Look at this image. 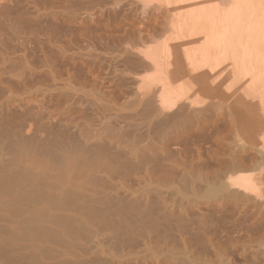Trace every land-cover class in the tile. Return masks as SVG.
<instances>
[{"label":"rangeland","instance_id":"rangeland-1","mask_svg":"<svg viewBox=\"0 0 264 264\" xmlns=\"http://www.w3.org/2000/svg\"><path fill=\"white\" fill-rule=\"evenodd\" d=\"M159 1L0 0V164L14 163L18 160L21 149L18 146H23L27 140L28 146L31 144V149L39 146V151L43 150V144L46 143L45 146L48 148L42 151L44 153L46 149L54 148L51 146H55V141L74 138L75 134L78 137L79 126L86 131L93 128L91 132L96 134L95 138L99 136L97 142L94 138L95 143L99 142L100 135L103 133V138L100 139L103 144L100 142L99 144L106 145L108 150L111 147L112 151L109 150L111 155L115 153L113 156L119 158L120 166L125 168L123 170L129 171V173L126 172L127 175L124 178L130 175L129 178L125 179L126 182L123 177L121 178L124 183L119 178H115L116 181L113 180L115 183L112 182L118 185L123 183L122 189L119 186L120 190L116 194L118 198L119 194L123 195L125 189H128L127 193L125 192L123 195L125 197L120 196L121 199L119 198L121 200L120 205L123 207L122 210L124 209L121 211L122 213L116 211V205L113 208L95 206L97 211L108 214L109 226L104 227L102 223L96 220L90 221L86 227L81 219H78L76 224L83 226L82 236L81 233L74 231L71 233L65 230V235H63L64 229L61 231L62 234L57 231L55 235L46 239L47 242L43 244L38 253L25 250V257H22L26 262L25 264H117L118 259L124 256L126 258L123 259L122 264H143L142 261L152 264L146 258H151L150 255L157 249V246L168 245L184 251V243L188 240L192 243H186V246L190 245L186 249L189 252L193 251L189 253L186 250L187 252L184 251L185 253L181 252V254L180 251L177 252L178 250H176L177 259L174 256L172 261L170 258V261L167 260L168 263L165 264H263L264 184L261 185L262 187L259 185L261 188L257 186V193L247 194L250 199L252 197V202L248 198V201L244 198L246 193L242 191L238 192L237 190L238 195L235 193L236 189H231L232 191L227 189V195L225 191L213 193V188H219L220 183L226 185L225 173H229L234 166L239 167L240 164L249 171H243L247 175L254 178H264V136L259 135L257 143H249L238 135L239 132L235 130L236 128H231L229 120L233 119L232 109L239 104L242 105L246 97L242 95V90L240 91L239 82L232 81V75L229 72L228 74L227 71L226 73H217L214 77L207 79L210 85H207V81L205 84L204 81L197 82L194 77L178 80L175 82L176 84L174 83V87H178L176 89L181 87L180 90H184L182 95V101H184L179 103L180 108H178L179 104L173 107L175 109L159 108L161 86L157 81H147L148 79L151 80L154 72L146 67L149 61L146 60L145 54L149 53V49L150 52L161 49L163 43L168 40L165 37L168 35L170 38L173 35V33L170 35L171 31H169L170 33L165 31L168 26H163L164 23H173L178 15L184 16V10L187 8L190 10H185L186 13H190L189 15L192 17L193 11L197 7V5H190L176 9L170 0L161 1L162 3ZM221 2L223 3V5L220 4L221 7L223 6L222 9L228 10L226 8L231 7L229 0H221ZM191 8H193L192 14ZM196 10L198 11L199 8L197 7ZM188 11L190 12L188 13ZM194 13L196 12L194 11ZM197 13L199 14V12ZM197 13L196 15H198ZM166 19L169 21L166 22ZM169 23L167 25L170 26L172 23ZM159 30L161 31L159 32ZM161 33L164 35H160ZM153 34L156 38H160L159 42L157 39H153L155 38ZM150 40L152 41L150 42ZM157 42L162 45L158 44L152 48L151 44L154 45ZM143 44L147 46L145 47ZM192 47L194 45L188 46L186 49ZM186 49L185 47H174L172 53L174 55L176 53L182 54L180 57L184 60L182 51ZM173 54L168 57L170 59L166 58L167 55H162L163 66L166 65L167 60L170 62H167L166 67L176 65L178 55L174 57ZM164 59H167L166 62ZM143 75L145 76L142 77ZM146 81L153 83L150 88H147L150 84L147 85ZM186 81L189 84L191 81L193 85L197 84L203 89L197 85L198 88H196L192 84L189 87ZM143 86L144 89H142ZM189 88H191L192 97L189 96ZM210 89L212 92L208 91ZM185 91L187 92L184 93ZM188 92L189 94H187ZM156 94H159V97ZM153 96H156V100ZM189 100L195 105L191 107ZM184 103H187L186 106H188H184L185 108L182 109ZM148 105L152 107L147 108ZM153 105L155 106L153 107ZM214 106L217 109L214 110ZM195 110H198L200 114L197 112L195 115ZM74 116L75 118L72 119ZM82 116L84 117L82 118ZM207 120L211 123H208ZM125 123L126 125H124ZM124 126L127 127L124 128ZM216 129L217 131H214ZM57 131L62 132L58 133ZM99 131L102 132L99 133ZM236 131L237 133H235ZM56 132L62 137L56 138L57 135L54 134ZM117 136L119 137L117 138ZM44 139L45 141H43ZM39 140L43 141L40 142L43 147L40 146L41 144L39 145ZM116 144L120 146L118 147ZM37 148L36 150H38ZM226 155L234 156V159L231 157V160L230 156L227 157ZM226 157L230 160L227 161ZM235 158H238V161L245 158L242 160H245L246 163L241 162L242 160L237 162ZM233 160H236V163ZM251 162L258 167L254 166L253 168V165H250ZM121 163L127 165L124 166ZM220 163L225 166L222 167L219 165ZM226 164H229L228 166L233 164L234 166H230L228 170L226 168L221 170L227 167ZM246 164L252 167L248 168ZM140 166L144 169L147 168V170L139 168ZM155 166L156 168H154ZM253 169L254 171H252ZM143 171L146 173L144 174ZM205 171H209L208 175L210 176ZM147 172L150 173V176ZM211 174L215 175L211 176ZM109 175L107 176L112 178ZM201 175L202 178H200ZM214 176L218 180L214 179ZM103 177L106 179L105 175L102 174ZM218 177L223 178V180L220 181ZM109 178L108 181L111 182L112 180ZM194 179L200 181L193 184ZM207 180H210L209 183H206ZM185 181L188 183L192 181L190 184L194 189L191 186L193 189L191 190L190 184H185ZM218 183L219 185H217ZM131 193L133 195L135 193V197ZM146 194L151 195L147 197ZM138 195L145 197L140 199ZM241 195H245L242 197L247 202L241 203V199H237ZM117 196L116 200L118 199ZM232 196H237V198L234 197L233 199ZM239 200L241 206L238 204ZM249 202L251 203L249 204ZM246 203L249 205L247 206ZM71 215L73 216L74 213ZM183 229L186 237L183 235ZM93 232H96L98 236L96 246H90L86 242L85 235L89 237ZM188 236H192L193 239L188 238ZM183 238L188 240L185 239L184 242ZM4 244L3 242L0 246L2 251L9 249V245L3 246ZM135 256L140 258L139 261L136 260ZM151 260L153 264H158L155 258L154 260L151 258Z\"/></svg>","mask_w":264,"mask_h":264},{"label":"bare ground","instance_id":"bare-ground-1","mask_svg":"<svg viewBox=\"0 0 264 264\" xmlns=\"http://www.w3.org/2000/svg\"><path fill=\"white\" fill-rule=\"evenodd\" d=\"M157 1H159V0H157ZM161 1L167 2V0H160L159 2H161ZM144 2H146V1H144ZM170 2H171V4L174 5V8H176V9L185 8V7H188L190 5H197L199 10L197 11L196 10L197 7L194 6V7H196V9L194 11L196 13L199 12V14L197 13L198 15H196V13H194V11H193V8H191L192 9L191 14H192V11L194 14L191 17V15H189L190 11H188L189 14L186 13L187 10H190V8H187V10L185 9L186 11L184 10L185 15L184 16L178 15V17L175 18L173 23L170 22V23H172L170 26L167 25L169 22H167L168 19H166L167 24L164 23L163 26L165 25V27L166 26H168V27L165 28V31H168V32L171 31V33L169 32L170 35H172V33H173V35L170 38L167 35V37H165V38H168V40H166V41H165V39H162L165 41L163 43V45L158 43L160 41L159 40L160 38L159 39L156 38L155 35L153 34L154 35L153 37H155L153 39H157V41L158 40L159 41L157 42V44H154V43H153L154 45L151 44V47L156 46L158 44L162 45V46H161V49H159V50H156L155 49L156 47H155L154 50H156V51H152V52H150V49H149V51H148L149 53L145 54L146 60L149 61V64L146 67L148 69L152 70L154 73L151 71L153 73L152 78L150 76L151 80L150 79L147 80L146 78H144V79H146L148 82L157 81L160 83L161 87L160 86L159 87L161 88V95H160V99L158 102L159 108L161 107V108L167 110V108H173L177 104L184 101V100L182 101V95H183L184 90L181 91L180 90L181 87H179V89H176L178 87H174V83L177 82L178 80H180V79L182 80V78L185 79V77H192V78L194 77L197 82L198 81H201V82L204 81V84H205V81H207V79L214 77V75H216L217 73H226V71H227V73L229 72L230 75H232V78H233L232 81L235 80V81L239 82V84L241 86L240 91L242 90V93H243L242 95L246 97V98L244 97L245 99L243 100L244 105L239 104L232 109L233 119L231 121L229 120V122H231V128H236L235 130H237L239 132L238 135L241 136V138H243L247 142L257 143V139H258L257 137L259 135L264 136L263 135L264 134V0H229L230 3L229 2L228 3L231 5V7L226 8L228 10H225L223 8L225 11L222 9L223 6L221 7V5H223L221 0H170ZM152 4H153V2H152ZM161 11H162V8H161ZM177 12H180V11H177ZM181 13H182V10H181ZM167 15H168V13H167ZM160 25H161V23H160ZM160 31L161 30H159V32ZM162 31L164 32L163 27H162ZM162 33L160 35H164ZM166 33H165V36H166ZM155 34L157 35V33H155ZM151 41L152 40H150V42ZM143 43L145 44V42H143ZM144 44H143V46H145ZM193 45H194V47H192L191 49H186V47L193 46ZM174 47H178V48H184L185 47L186 50L182 51L183 56H184V60H182L180 57V55H182V54L176 53V55H178V57H179V58L177 57L178 59L176 58L178 64L176 63V65H174V67H172L173 65L170 67L168 65L166 67V65L168 64L167 62L168 61L170 62V60L166 59L167 60V62H166V60L164 59L166 62V65L163 66L164 61L162 62V60H161V57H163L162 55L163 54L167 55L166 58L170 57V55L173 54L172 49ZM137 51H138V49H137ZM142 55H140V56H142ZM173 55H172V57H173ZM176 55H174V57ZM174 57H173V59H174ZM168 59H170V58H168ZM169 64H171V63H169ZM144 76L145 75H143L142 77H144ZM142 77H140V78H142ZM225 77H226V75H225ZM147 81H146V84L147 85L150 84V85H148L147 88H150V86H152L153 83L152 84L147 83ZM140 82L143 83V81H140ZM208 82H209V80L207 81V83ZM179 83H177V84H179ZM187 83H188V85H187ZM187 83H186L187 86L192 84V86L196 87V85H197V84L193 85V83H191V81H190V84H189V82H187ZM146 84H143V85H146ZM155 84H156V82H155ZM215 84H216V82H215ZM183 85H181V86H183ZM207 85H210V84L208 83ZM178 86H180V84ZM198 87L202 88L201 86H198ZM198 87H196V88H198ZM191 88H189V91ZM142 89H144V86ZM207 89H208V86H207ZM186 90H188V88ZM208 91H211V89ZM159 92H160V90H159ZM186 92L187 91H185L184 93H186ZM191 92L192 91H190L189 96H191ZM152 94H154V93H152ZM187 94H189V92ZM185 96H187V95H185ZM151 97H152V95H151ZM157 97H159V94L157 95ZM184 97H183V99H185ZM195 97H193V98H195ZM238 97H237V99H238ZM153 98H155V100H156V96L155 97L153 96ZM189 99H191V98H189ZM247 99L250 100V102H247L248 101ZM72 100H74V99H72ZM69 101H71V100H69ZM232 101H234V100H232ZM190 102L191 101L189 100V103ZM210 103H211V101H210ZM212 103H213V101H212ZM236 103H237V100H236ZM240 103H241V101H240ZM186 104L183 106L181 105L182 106L181 108L182 109L185 108L184 106H186ZM196 104H197V102H196ZM194 105L191 102V107ZM198 105H199V103H198ZM233 105L234 104L232 102V106ZM154 106L155 105H153V107ZM148 107H150V106L148 105L147 108ZM156 107H158V106H156ZM206 107H207V104H206ZM178 108H180V104H179ZM178 108H177V110H178ZM196 108H198V107H196ZM173 109H175V108H173ZM204 109H205V107H204ZM215 109H217V108L215 107L214 110ZM143 110H145V109L143 108ZM169 110H171V109H169ZM154 112H156V111H154ZM197 112H198V110L197 111L195 110V113L194 112H192V113H194L196 115ZM210 112H212V111L210 110ZM227 112H228V109H227ZM230 112H231V110H230ZM92 113H93V111H92ZM172 113H176V112H172ZM167 114H169V113H167ZM194 114H192V115L194 116ZM198 114H200V113L198 112ZM144 115H146V114H144ZM158 115H159V113L157 114V116ZM203 116H205V115H203ZM83 117L84 116H82V118ZM169 117H170V115H169ZM231 117H232V114H231ZM74 118H75V116L72 117V119H74ZM148 118H149V116H148ZM149 119H151V118H149ZM179 120H181V119H179ZM70 121H72V120H70ZM161 121H163V120H161ZM65 122H67V121H65ZM208 123H211V122L208 121ZM93 124L95 125L96 123H93ZM108 125H111V124H108ZM124 125H126V123ZM210 126L212 127V124ZM126 127L124 126V128H126ZM78 128H79L78 132H77L78 137H77V134H75V137L73 136L74 138L71 137L72 139L71 138L67 139V140L60 139L62 141L58 140L59 142L55 141V143H54L55 146H51L54 148L46 149L44 153L42 151L45 148H48L47 146H45L46 143L43 144L44 145L43 150L41 149L42 151H39V146L34 147L35 149H31L32 148V147H30L31 144H29V146H28V143H27L28 140L26 139L27 144L24 143L23 146L22 145L18 146L19 148H21L19 150V156H18L19 159L18 160L14 161V163L9 162L8 164L7 163L0 164V246H2L3 242L5 243L3 246H5L6 244L9 245L8 250H4V251L0 250V264H25L26 262L22 259L23 256L25 257V253H24L25 250L28 252L31 250L35 253H38L40 251V249L42 248L43 244L47 242L46 239L55 235L57 231L62 234L61 231H63V229H64L63 235L66 234L65 230L67 232L69 231L71 233H72V231H74L77 233H81V236H82L83 235V233H82L83 232V226H79L76 224V221L78 219H81V221L84 223V225H86V227L89 225L90 221H96V220L99 223H102L104 227L109 226L110 221H109L108 214L101 212V211L100 212L97 211V209L95 208L96 205L109 206L111 208H113V206L116 205L117 206V209H116L117 212H119V211L121 212L124 210V209L122 210L123 207L120 205L121 204L120 196H123L124 193L128 189H125L123 195L119 194L120 199L118 198V196L116 194H118V192L120 190L119 186L122 189L121 186L124 183L125 179L129 178L128 176H130V175H128L126 178H124V176L127 175V173H129V171L123 170L125 168L123 166H120L119 158L113 156L115 154L114 152H113L114 154L111 155L112 153L109 151L111 149L110 146H109L110 148L108 150V149H106V147H107L106 145H100L99 144V142L102 143L100 141V139L103 138L102 137L103 133H101L102 131L101 132L99 131V133H101L100 136L102 138L100 137L99 142L95 143L94 138L96 137V134L91 132L93 128L91 130L89 129L90 132H88L89 130L86 131V130L82 129V127L78 126ZM98 128H99V126H98ZM116 128H118V127H116ZM119 128H121V127H119ZM215 128H217V127H215ZM66 129H68V128H66ZM76 129H75V131H76ZM122 130H123V128H122ZM122 130H121V132H122ZM170 130H171V128H170ZM110 131H111V129H110ZM214 131H217V129ZM237 131L235 133H237ZM57 132L54 134L57 135L58 133H61L62 131L58 132V133ZM113 132H111V133H113ZM63 133H62V135H64ZM74 133H72V134H74ZM232 133H234V132H232ZM41 134H43L42 131H41ZM58 136L62 137L61 134H59V135H57V137L56 136L55 137L58 138ZM119 136H117V138ZM63 137L66 139L65 135ZM56 138H55V140H57ZM98 138H99V136L97 138H95L96 142H97ZM261 138L263 139V137H261ZM41 139H42V136H41ZM43 141H45V139ZM43 141L39 140V145L41 144L40 146H42V147H43V145L40 142H43ZM241 141H243V140H241ZM51 142H52V140H51ZM54 144H52V145H54ZM112 144L113 143L111 141V146L113 147ZM245 145L247 146V144H245ZM36 148L38 150H36ZM114 150H115V148H114ZM111 151H112V149H111ZM121 153H122V150H121ZM129 154H130V152H129ZM230 155H228V156L226 155V156L229 157ZM224 156H225V153H224ZM227 157H226V159H227ZM231 157H233V159H234V156H230V159L232 160ZM136 158H138V157H136ZM230 159H227V161ZM235 159L237 160V162H240L242 159H245V158H241V159L239 158L240 159L239 161H238V158H235ZM130 160H132V159H130ZM221 160H222V158H221ZM236 160L235 161L233 160V161L236 163ZM136 161H137V159H136ZM136 161H135V163H136ZM219 161L220 160L218 158V162ZM227 161H225V162L227 163ZM243 161L246 163L245 160H242L241 162H243ZM255 161L256 160H254V162ZM261 162H263V161H261ZM121 164L124 165L123 163H121ZM223 164H225V163H223ZM248 164H249V162H248ZM248 164H246V166ZM251 164H252V162L250 163V165ZM257 164H258V162H257ZM125 165H127V164H125ZM219 165H222V164L220 163ZM228 165L229 164H226V166L228 168L224 167V169L222 168L221 170H225V168L228 170L230 168V166H232L233 164H231L230 166H228ZM235 165H237V164H235ZM240 165H238L239 167H235L233 165L234 167L232 168V170H230L229 173H227L228 176L225 173V175L227 177L226 179H224V180H226L225 181L226 185L224 183L219 182L221 184V186L219 188L214 187L213 193H218L221 191L226 192L227 189H230V190L236 189L235 193H237V190H238V192L242 191V192L246 193L245 194L246 196L244 195L245 197L243 195H241L240 198H237V196L236 197L234 196L237 199H241V203L247 202L248 201L247 198L250 201L252 200V197L250 199V197L247 194L251 193V195H252V193L253 194L257 193V188H258L257 186H259V185L261 186L262 184H264V178L263 177L254 178L253 176L251 177V176L247 175L246 172H249V171H247L245 166L243 167ZM252 165H253V168H254V166H256L254 164H252ZM141 166L139 168H141ZM223 166H225V165H222V167ZM220 167H219V169H220ZM247 167L251 168L252 166L249 167V165H248ZM256 167H258V165ZM154 168H156V166ZM200 168H203V167H200ZM141 169L147 170V168L146 169L141 168ZM141 169H140V171H141ZM151 169H152V167H151ZM214 169H215V167H214ZM192 170H193V168H192ZM243 171H246V172L244 173ZM252 171H254V169ZM186 172H188V171H186ZM205 172H207V171H205ZM241 172H243V173H241ZM143 173L145 174L146 172L143 171ZM147 173H149V172H147ZM208 173H209V171L206 174L208 175ZM219 173H221V172H219ZM222 173H223V171H222ZM230 173H232V174L229 175ZM102 174L105 175L107 180L104 177L103 178L105 180L102 178ZM108 174H110L109 176H111L112 178H109L107 176ZM142 174H141V176H143ZM152 174H151V176H152ZM154 174H155V172H154ZM213 175H215V174H211V176H213ZM223 175H224V173H223ZM135 176H137V175H135ZM141 176H140V178H141ZM146 176H148V175L146 174ZM149 176H150V173H149ZM208 176H210V175H208ZM122 177H123L124 181H122V179H121ZM155 177H156V175H155ZM182 177H185V176H182ZM186 177H187V175H186ZM202 177L203 176L201 175L200 178H202ZM221 177H222V175H221ZM221 177H218L220 179V181L223 180V178L221 179ZM108 178L111 179L112 181L110 180L111 182H109ZM115 178H119V180H121V182H123V183L120 185L113 184V183H115V182H113V180ZM187 178H189V177H187ZM210 178L213 179V177H210ZM161 179H162V177H161ZM164 179H165V177H164ZM168 179H169V177H168ZM181 179L184 180L185 178H181ZM199 179L198 180L194 179L195 182L193 180V184L196 183L197 181H200ZM214 179H217L216 176H214ZM134 180H136V179L134 178ZM143 180H145V179H143ZM189 180H191V179H189ZM115 181H116V179H115ZM209 181L210 180H207L206 183L207 182L209 183ZM117 182H119V181H117ZM135 182L137 183V180ZM178 182H179V179H178ZM191 182L192 181H189V183H188V181L187 182L185 181L184 183L185 184L188 183V185H189ZM213 182H215V181H213ZM219 183L217 185H219ZM140 184H138V185L140 186ZM200 184H201V182H200ZM222 184H224V185H222ZM188 185H186V186H188ZM191 186L192 185L190 184L189 185L190 189H191ZM148 187H149V185H148ZM192 188H193V186H192ZM193 189H191V190H193ZM121 191L123 192V190H121ZM131 192H134V191L131 190ZM137 192H139V190H137ZM142 193H144V192H142ZM226 193L228 195V192H226ZM229 194H230L229 196H231V193H229ZM260 194H262V193H260ZM115 195L117 196L119 201H117L118 199L117 200L115 199L116 198ZM140 195H143V194H140ZM149 195H151V194H148L147 197ZM255 195H257V194H255ZM133 196L135 197V193ZM242 196L244 198H246L247 201H245V199ZM123 197H125V196H123ZM142 197H140L138 195V198L141 199ZM234 197H233V199H234ZM226 198H228V197H226ZM124 200H125V198H124ZM144 200H146V199H144ZM251 202H249V204ZM238 204L240 205V200H239ZM246 204H247V206L249 205L248 203H246ZM246 204H245V206H246ZM230 205H232V204H230ZM245 206L243 205V207H245ZM247 206H246V208H248ZM243 209L245 211V208H243ZM72 213H74L75 216L74 215L72 216L71 215ZM59 228H61V230H59ZM183 232H184V234H183L184 237H186L184 229H183ZM85 237H86L87 244H90V246H96V242H98V236H97L96 232H93L91 234V236H89V237H87L85 235ZM189 237L191 238L192 236H188V238ZM185 239L183 238V241ZM191 239H193V238H191ZM186 240H188V239H186ZM188 241L185 243L183 242L185 245L184 246L185 250L184 249L183 250L185 252L188 251V249H186V248H189V246H190L188 244H187L188 246H186V243H189V244L192 243L191 241L190 242H188ZM163 244H166V243H163ZM156 248L157 249L155 251H153L150 256L153 260L155 258V261L157 260L158 264L168 263L167 260L170 261L169 259L171 258V261H172L174 256H176L175 258L177 259V255H178L177 252H179L181 250V249L178 250V248L173 247V246H168V245H166L164 247L163 246H161V247L157 246ZM218 248H220V247H218ZM176 250H178V251L176 252ZM184 251H180L179 253H181V252L185 253ZM192 251H190V252H192ZM217 254H219V253H217ZM9 255H11V256H9ZM183 255H185V254H183ZM137 256L139 257V254H137ZM138 257H136V260L140 259ZM143 257H145V256H143ZM125 258L126 257L124 256L123 258L118 259L117 264H122L123 259L125 260ZM151 258L147 257L146 259L153 264ZM176 259L174 261H176ZM220 260H221V258H220ZM142 262H143V264H145V263L149 264L148 262H145V261H142ZM126 264H128V263H126ZM263 264H264V262H263Z\"/></svg>","mask_w":264,"mask_h":264}]
</instances>
